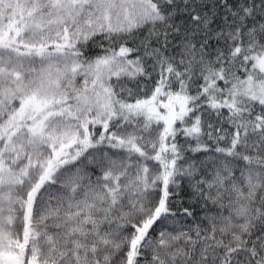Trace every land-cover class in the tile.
Segmentation results:
<instances>
[{
  "label": "snow or ice",
  "instance_id": "6c2138e0",
  "mask_svg": "<svg viewBox=\"0 0 264 264\" xmlns=\"http://www.w3.org/2000/svg\"><path fill=\"white\" fill-rule=\"evenodd\" d=\"M0 264H264V0H0Z\"/></svg>",
  "mask_w": 264,
  "mask_h": 264
}]
</instances>
